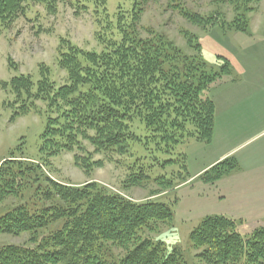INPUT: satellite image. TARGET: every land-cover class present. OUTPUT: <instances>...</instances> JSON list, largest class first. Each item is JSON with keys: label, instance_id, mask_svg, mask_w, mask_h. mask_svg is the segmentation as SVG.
<instances>
[{"label": "trees", "instance_id": "obj_1", "mask_svg": "<svg viewBox=\"0 0 264 264\" xmlns=\"http://www.w3.org/2000/svg\"><path fill=\"white\" fill-rule=\"evenodd\" d=\"M62 1L66 0H0V32L24 16L29 4L42 5L48 14L55 15ZM106 1L97 3L104 7ZM151 1L139 0L130 25L121 27L123 40L111 43L107 52L99 55L74 46L61 52L60 66L67 72L69 83L59 90L43 70L36 92L31 76L11 80L16 97L11 106H20L15 117L34 111L37 101L48 102V109L59 114L58 118L47 119L41 135L42 149L50 147L55 153L83 151V141H89L95 153L124 156L133 142L140 141L131 129L137 119L149 131L146 143L156 144L158 151L170 154L188 138L211 142L216 107L204 93L231 70L223 67L219 74L208 72L198 40L191 46L198 54L188 57L164 35L142 38L136 32L137 19ZM181 14L194 25L205 24L206 19L199 14L188 10ZM75 160L89 174L101 164L80 157ZM238 168L237 159L228 157L204 173L202 180L214 183ZM182 169L187 172L185 165ZM40 170L36 166H20L17 170L2 166L0 203L7 197L20 196L17 190L23 187L22 178L34 175L38 182ZM143 178L149 179L141 171L133 179L138 182ZM156 181L164 187L174 183L163 177ZM44 182L48 186L45 191L42 186L36 189L39 203L22 204L0 219V235L29 234L33 245L0 248V264H184V255L178 249L168 253L163 241L146 236L172 222L174 213L166 204L152 200L135 203L95 184L74 189L49 178ZM55 224L59 225L57 229L40 234ZM191 241L194 248L202 250L199 259L207 264H238L244 258L246 264H254L264 258V230L245 240L236 222L224 216L205 218ZM113 249L124 255L116 257Z\"/></svg>", "mask_w": 264, "mask_h": 264}, {"label": "rangeland", "instance_id": "obj_2", "mask_svg": "<svg viewBox=\"0 0 264 264\" xmlns=\"http://www.w3.org/2000/svg\"><path fill=\"white\" fill-rule=\"evenodd\" d=\"M138 2L107 0L103 7L97 0H66L58 4L55 15L48 14L42 5L29 4L24 16L10 29L0 32V169L2 166H12L15 170L20 166L41 169L38 182L34 175L22 178L20 185L23 187L17 190L20 196L7 197L0 203V219L22 204L39 203L36 189L42 186L41 190H46V178L74 189L95 184L110 194L135 203L152 200L169 206L174 213L172 222L160 226L154 233H146V236L163 241L168 253L178 249L184 255V264H207L199 259L202 250L194 248L191 241L192 234L205 218L224 216L234 220L245 240L264 230V215L247 213L240 200L242 197L236 196V190L243 188L244 181L233 184L234 187L226 185L227 181L218 185L233 174L237 177V173L242 172L240 164L237 170L214 183L202 180L204 173L213 166L200 173L228 149L235 150L228 157L238 159L263 148L264 90L253 87L264 77V0H153L143 6L138 16L136 32L142 38L164 35L188 57L198 54L191 49L198 40L208 72L212 70L219 74L223 67L231 70L230 75L215 80L204 93V97L214 102L220 89L222 92L225 88L232 92L238 90V106L233 108L227 120H223L227 134L213 144V139L204 143L188 138L170 154L163 149L158 151L156 144L146 143L149 131L137 119L131 129L140 141L133 142L124 156L95 153V147L89 141H83V151L55 153L50 147L42 149L41 135L47 119L59 117L58 113L48 109V102L37 101L34 111L18 118L15 115L20 106H11L16 100L10 86L13 78L31 76L36 92L43 70L49 74L57 91L69 83L67 72L60 66L61 52L74 46L101 55L107 52V48L111 49V43L120 44L124 38L121 27L130 25L133 8ZM182 10L199 14L209 26L190 23L181 14ZM244 28L245 32L242 31ZM241 69L247 72L245 76L240 74ZM228 78L234 81H228ZM224 80L226 83L218 86ZM76 157L91 164H101L95 165L97 167L89 174L78 167ZM262 157L264 154L257 158L262 160ZM165 162L172 163L164 165ZM184 165L187 172L182 169ZM141 171L149 179L135 182L133 178ZM161 177L170 183L173 179L174 183L164 187L156 181ZM257 194L251 193V197ZM58 227V224L52 225L40 234ZM30 238L29 234L0 235V248L7 245L32 247ZM113 254L119 257L124 252L113 249ZM238 264H246L245 258ZM247 264L253 263L248 261ZM254 264H264V258Z\"/></svg>", "mask_w": 264, "mask_h": 264}, {"label": "crops", "instance_id": "obj_3", "mask_svg": "<svg viewBox=\"0 0 264 264\" xmlns=\"http://www.w3.org/2000/svg\"><path fill=\"white\" fill-rule=\"evenodd\" d=\"M240 74L242 76H245L247 72L245 70H240ZM232 76V75H231ZM229 79V78H228ZM228 81H234L233 78H230ZM221 82L218 86H221ZM264 77H261V80L256 81L254 89H263L264 90ZM216 88V87H215ZM249 88L244 89L247 91ZM231 90H225L222 92V90H219V95L214 97V103L216 106V119H215V128H214V135H213V143H215L216 139H223L225 138V135L227 134V129L223 125V120H227L233 111V108L237 107L236 104L237 94L238 90H234L233 92ZM235 98V99H233ZM243 99V98H241ZM227 114V115H226ZM235 150L228 149L224 151L213 163L205 167L204 170H202L200 173L204 172L207 169H210L212 166L217 164L218 162L222 161L228 156H231ZM264 154V144L263 148L256 149L251 153V155H245L243 158H238V162L240 164V170L242 169V172L237 173L238 178L234 176L235 174L231 175L225 180H222L218 185H223L225 183L224 181H227L226 185H231L234 187L233 184L243 182V188L240 191L236 190V196L240 199L243 203L245 208L248 210L247 213H251L253 215L256 214H263L264 215V157H262V160H259L258 155ZM261 161V162H260ZM199 173V174H200ZM198 176V175H197ZM230 187V186H229ZM243 190V191H242ZM251 193H259L257 195H254V197H251ZM250 211V212H249ZM245 213V214H247ZM264 219V217H263ZM262 219V220H263Z\"/></svg>", "mask_w": 264, "mask_h": 264}]
</instances>
